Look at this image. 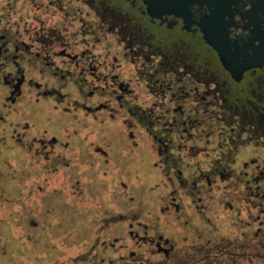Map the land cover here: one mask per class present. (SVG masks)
<instances>
[{
	"label": "flooded vegetation",
	"instance_id": "obj_1",
	"mask_svg": "<svg viewBox=\"0 0 264 264\" xmlns=\"http://www.w3.org/2000/svg\"><path fill=\"white\" fill-rule=\"evenodd\" d=\"M233 2L231 51L250 58L264 15ZM190 10L0 0V106L26 120L10 141L28 176L63 184L46 198L96 213L102 264H264V66L234 79L199 25L209 8Z\"/></svg>",
	"mask_w": 264,
	"mask_h": 264
},
{
	"label": "rangeland",
	"instance_id": "obj_2",
	"mask_svg": "<svg viewBox=\"0 0 264 264\" xmlns=\"http://www.w3.org/2000/svg\"><path fill=\"white\" fill-rule=\"evenodd\" d=\"M0 110V264H91L74 261L89 250L96 229L87 221L96 213L79 206L74 210L72 198L43 195V190L53 192L63 184L54 177L45 182L33 169L35 176H28L30 155L14 148L9 138L12 121L26 120L23 116L11 120L10 109ZM222 225L224 231L235 230L231 221Z\"/></svg>",
	"mask_w": 264,
	"mask_h": 264
},
{
	"label": "water",
	"instance_id": "obj_3",
	"mask_svg": "<svg viewBox=\"0 0 264 264\" xmlns=\"http://www.w3.org/2000/svg\"><path fill=\"white\" fill-rule=\"evenodd\" d=\"M148 13L152 17L175 15L190 18V7L199 4L206 5L210 14L199 24L207 43L219 54L224 68L236 80L243 77L245 71L264 66V36L260 38L259 30H253L250 44L244 47L245 51H251L250 58L242 59L238 54H233L229 44V32L227 17L231 15L233 0H143ZM253 14L264 15V0H254ZM264 23V21H263ZM258 42V45L255 44Z\"/></svg>",
	"mask_w": 264,
	"mask_h": 264
},
{
	"label": "trees",
	"instance_id": "obj_4",
	"mask_svg": "<svg viewBox=\"0 0 264 264\" xmlns=\"http://www.w3.org/2000/svg\"><path fill=\"white\" fill-rule=\"evenodd\" d=\"M86 256V255H85ZM85 256L84 257H82V258H85ZM84 262V263H91V264H102V261L99 259V258H96L95 259V257L93 258V254H92V256H86V258L85 259H81V260H75L74 261V263L75 262ZM76 262V263H77ZM244 263L245 262H247V261H243ZM262 262H264V261H262Z\"/></svg>",
	"mask_w": 264,
	"mask_h": 264
}]
</instances>
